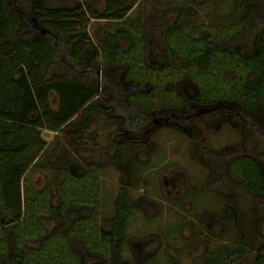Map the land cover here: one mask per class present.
Masks as SVG:
<instances>
[{
  "label": "trees",
  "instance_id": "trees-1",
  "mask_svg": "<svg viewBox=\"0 0 264 264\" xmlns=\"http://www.w3.org/2000/svg\"><path fill=\"white\" fill-rule=\"evenodd\" d=\"M84 1L89 19L104 23L94 32L96 51L85 32L72 31L83 15L79 5L65 11L35 0H0V264H93L98 259L118 264L127 249L130 193L140 182L137 148L142 144L136 140L157 121L148 109L152 101L157 102L152 114L164 112L162 119L237 113L258 131L248 116L264 106V0H219L231 10L207 17L204 25L192 21L198 13L191 11L193 4L210 0H100L101 11L95 0ZM134 12L138 16L132 19ZM108 67L124 70V88H113L117 99L106 111L118 122L114 137L124 140L113 154L89 131L105 112L98 72ZM183 81L197 89L194 99L176 94ZM51 95L58 100L56 109ZM187 106L200 110L182 112ZM45 133L54 135L49 142ZM64 151L69 158L58 164ZM84 152L110 156L124 166L109 217L102 215L103 168L81 161ZM233 166L245 190L264 198L259 162L244 157ZM35 171L44 175L41 188L30 184ZM239 239L235 245L207 246L205 262L243 261L249 246L244 235ZM254 264H264V243Z\"/></svg>",
  "mask_w": 264,
  "mask_h": 264
},
{
  "label": "rangeland",
  "instance_id": "rangeland-1",
  "mask_svg": "<svg viewBox=\"0 0 264 264\" xmlns=\"http://www.w3.org/2000/svg\"><path fill=\"white\" fill-rule=\"evenodd\" d=\"M35 1L47 9L65 11L79 5L83 15L80 16L78 28L72 31L85 32L96 51L94 32L104 23L89 19L84 0ZM166 1L184 4V0ZM94 4L98 11L103 9L100 0H95ZM249 6L255 8L256 3L251 1ZM144 9L148 11L150 6L146 5ZM229 10V6L219 0L193 4L191 12L197 11L198 14L195 17L192 15V21L204 25L207 17L215 19L225 16ZM137 16L138 13L134 12L132 19ZM29 35L32 38L36 36L33 33ZM154 36L159 41L161 30L156 28ZM123 73V68L114 67L102 68L98 72L103 96L100 104L105 112L89 128L90 132L95 131L99 135L101 147L112 148V154L116 145L124 140L114 137L118 133V122L106 111L107 108L110 110V101L117 99L111 93L113 88H124ZM176 94L189 101L198 95V91L194 85L183 81L178 85ZM50 102L53 109L58 107L56 96L51 95ZM151 103L148 109L152 119L157 121L136 140L142 144L137 148L140 182L138 188L130 193L132 216L125 230L127 249L116 263L207 264L204 259L207 246L235 245L244 235L248 241V254L236 264H254L257 251L264 243V198L245 190L236 178L233 164L249 157L259 162L264 174V106L256 114L248 116V122L257 128L258 135L239 120L237 113L228 116L214 112L179 122L162 119L159 113L164 112L153 115L157 102ZM146 106H149V102L145 101ZM199 110L187 106L182 112L193 111L195 114ZM53 136L49 134L44 139L49 142ZM62 139L67 143L69 138ZM68 158V153L64 151L56 162L63 164ZM79 158L103 168L102 215L111 216L114 197L122 186L123 164H114L113 158L98 153L84 152ZM29 180L35 188H41L45 182L40 171L31 173ZM52 184L54 191L55 185ZM74 244L80 255L85 253L79 243ZM93 264L102 263L98 259Z\"/></svg>",
  "mask_w": 264,
  "mask_h": 264
},
{
  "label": "water",
  "instance_id": "water-1",
  "mask_svg": "<svg viewBox=\"0 0 264 264\" xmlns=\"http://www.w3.org/2000/svg\"><path fill=\"white\" fill-rule=\"evenodd\" d=\"M48 136H49V134H48V133H45V134H44V137H48Z\"/></svg>",
  "mask_w": 264,
  "mask_h": 264
},
{
  "label": "crops",
  "instance_id": "crops-1",
  "mask_svg": "<svg viewBox=\"0 0 264 264\" xmlns=\"http://www.w3.org/2000/svg\"><path fill=\"white\" fill-rule=\"evenodd\" d=\"M101 3H102V6H103V2L101 1ZM44 137V136H43Z\"/></svg>",
  "mask_w": 264,
  "mask_h": 264
}]
</instances>
